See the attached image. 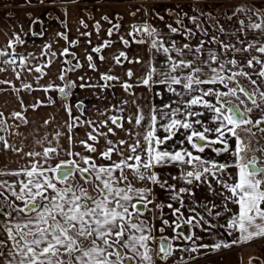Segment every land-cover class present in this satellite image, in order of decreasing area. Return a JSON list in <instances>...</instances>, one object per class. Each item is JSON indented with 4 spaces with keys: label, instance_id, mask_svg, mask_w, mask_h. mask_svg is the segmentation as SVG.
Segmentation results:
<instances>
[{
    "label": "snow or ice",
    "instance_id": "obj_1",
    "mask_svg": "<svg viewBox=\"0 0 264 264\" xmlns=\"http://www.w3.org/2000/svg\"><path fill=\"white\" fill-rule=\"evenodd\" d=\"M39 2L44 3V0ZM204 15L202 10L199 15L193 16L176 12V26L167 24L171 34L180 35L186 41L196 37L197 32L210 37L208 40L199 39L195 46L190 42L181 46L175 40L167 41L156 27L147 22L133 25L132 32L128 33L130 36L136 34L142 37L135 40L136 43L150 42L149 47L153 52L162 50L167 56V67L161 70L150 67L139 84L149 89L157 84L166 85L169 92L181 97L174 103L182 107L171 108V105H164L170 109L168 112L153 107L146 116L137 105L136 112L131 116L110 115L106 120L97 122L81 119L85 115L83 101L76 106L65 103L64 110L68 114V120L64 127L67 132L57 130L51 139L47 135L36 139L34 143L41 151L23 152L22 148L15 147L0 135V142L5 150L11 149L18 154L23 152V155L31 159L27 167L9 173L0 172V176L17 177L12 182L0 181V219L3 220L0 231L6 234V240H0V264H157V259L167 261L177 250L197 253L201 249L212 248L213 251H219L264 239V159L260 158L264 157V144L260 143L264 139V4L238 7L227 17L229 20L237 17L239 28L234 33L237 35L236 44L225 43L218 35H210L206 28L201 27L200 17ZM185 17L195 26L196 31L185 25ZM102 19L112 25L107 30L109 37L121 27L118 23L113 24L107 16ZM160 19L163 20L164 17L161 16ZM80 24L84 28L88 27L83 19ZM94 28L99 33V22ZM218 31L220 34L225 33L223 26ZM249 33H254L255 38L248 40ZM81 35L90 36L91 33L84 32ZM240 35L245 39H239ZM143 37H147V41ZM63 38L66 41L68 39L66 35ZM121 40L125 45L129 43L123 37ZM16 43L22 44L23 41L14 33L7 48L13 49ZM68 43L72 47L78 41ZM110 44L111 41L105 40L102 46L93 47L91 51L100 53L102 48L109 47ZM168 44L170 46H166ZM207 44H218L223 52L206 48ZM237 44L241 46L237 47ZM50 48V45H45V50ZM205 52L207 57L202 59ZM228 53H231V57ZM244 53L248 54L247 58L242 57ZM56 55V52H51V56ZM60 55H72L76 59L75 53H70L68 48L63 49ZM189 55L191 59L186 58ZM6 56L14 57V53L0 50V57ZM121 57L127 59L126 54L120 52L119 56L114 57L117 64ZM86 59L89 67L95 70L93 56L87 55ZM100 59L103 60L104 57L101 56ZM28 62L26 57L20 56L18 66L24 68ZM128 62L141 63V60ZM0 63L17 64V60L4 59ZM64 63L69 64L70 61ZM50 66L51 61L42 67L30 68L29 71L40 73L37 77L39 81L46 75L42 69ZM81 67L77 59L72 67L60 70L58 79L63 82L62 86L50 83L42 90L45 93L54 90L62 100L69 101L72 90L76 87L104 89L110 86L107 83L92 84L84 77H79L82 81L79 85L65 79L68 72ZM3 71L6 69L0 68V72ZM126 75L131 79L134 73L128 70ZM16 78H21L20 73L16 74ZM100 79L110 82L119 81L120 78L104 73L100 75ZM242 80L247 81L251 89ZM0 83L10 82L0 80ZM202 85L208 87H201ZM174 86H180L183 91H178ZM121 87L129 92L134 85L121 82ZM22 88L32 89V85L23 84ZM185 96L188 98L184 99ZM234 100L239 103H234ZM54 103L55 100L49 98V104ZM123 103L126 104L127 101ZM132 103L135 104L136 101L133 100ZM42 106L43 101L37 100L30 107L36 111ZM28 107L21 102L24 111ZM73 107L80 112L79 116L73 115ZM197 107L205 111H194ZM116 110L124 111L122 107ZM209 112L214 126H208L198 118ZM12 118L23 121L25 125L29 123L22 112H14ZM164 120L167 123H160ZM109 121L112 126H109ZM51 122L45 119L43 124L48 126ZM125 123L134 124L135 131L126 128ZM0 124L5 125L0 131H7L11 127L7 125L2 112ZM194 125H200L202 130L196 129ZM85 126L91 131L86 132L85 139L79 140L83 152H78L75 151V130ZM103 128H107V131H101ZM161 128L167 135L161 137L157 134ZM116 129L124 131L132 142L109 139L110 135H117ZM180 129L186 133L185 140L192 150L202 154L210 149L217 156L224 157V162L194 155L193 151L183 147L174 151L166 150L163 146ZM61 136H66L67 147L61 143ZM100 138L107 145L103 150L99 148ZM180 143L183 145L184 141ZM97 159L101 162H97ZM170 164L182 166L181 175L187 185L209 183L211 192V177L230 193L224 197V211L231 212V215L220 227L228 235L234 236L231 242L196 244L202 237L196 236L194 230L199 227L202 231H208L203 227L208 221L203 215L196 213L195 207L189 208L194 215L185 217L181 212L185 204L180 194L193 196L194 192L190 187L179 188L172 196L180 207L174 208L171 203L166 205L175 217L173 221L158 216L154 218H159L163 226L156 228L152 223L147 213L153 212L154 208L162 209L163 206L154 202L151 188H138L135 181H147L163 188L165 182L159 180L158 173L153 169ZM229 169L235 170L234 176L228 172ZM225 173L231 183L221 178ZM172 190L176 191L174 188ZM228 203L236 205L237 210L233 212L228 208ZM203 207L209 215H222L215 211L218 206L214 203L211 207L206 204ZM184 225L192 229L189 234L177 231ZM166 228L171 229L173 236L163 235ZM156 232L161 235L156 236ZM181 239L185 244L191 242L194 246L178 249L173 241ZM154 241L159 242L156 259L151 248Z\"/></svg>",
    "mask_w": 264,
    "mask_h": 264
},
{
    "label": "crops",
    "instance_id": "obj_2",
    "mask_svg": "<svg viewBox=\"0 0 264 264\" xmlns=\"http://www.w3.org/2000/svg\"><path fill=\"white\" fill-rule=\"evenodd\" d=\"M141 1L142 0H118L105 2L101 0H88L87 2L81 3H79V1L75 2L77 3V6L72 7L71 3H74L72 0H64L60 2H56L54 0L48 2L47 0H44V3H40L39 0H30V2H28V0H0V50L14 53V57H17V64L4 65V63H0V68L6 69V71L0 72V80L10 82L0 83V112L4 114L7 125L11 126L7 131H0V135L4 136L5 139L15 147L22 148L23 152L32 150L41 151L42 149L34 143L36 139H42L45 135L51 139L52 135L57 130L61 131L62 133L67 132L66 127H64L65 121L68 120V114L64 110L65 103H70L71 105L76 106L79 105L81 101H83L85 105V115L82 116L81 119H88L97 122L106 120L107 116L110 115H119L123 117L131 116L136 112L137 105L140 106L143 114L146 116L150 114V110L153 107L160 109L162 112L170 111V109L165 108L164 105H171V108L182 107V105L174 103V101H179L181 97L169 92L166 85L157 84L149 89L148 87L139 84L141 78L145 75L150 67H155L158 70L167 67L164 64H157L159 63L158 55L155 56V52L150 49L149 45L146 43L139 44L135 42V40L141 39L138 35H128L129 32H132L133 25L141 24L139 16L145 15L147 21L150 20L149 24H151V21L154 22L152 15L150 16L149 12L147 15L145 12L147 9L149 11V6H151L152 3L147 8L145 7L146 9H143V5L136 4L138 2L141 3ZM147 1L148 0L145 2ZM161 2H156L155 4L162 5L163 10L167 12L165 13L167 17H164L163 20L160 19V17H157V21L160 19L163 22H166V26L169 23L173 25V23L176 21V9L183 7L190 8L191 6H195L194 4H200V9L203 11H210L213 16L209 17L208 21L209 24L212 25H214V23H212L213 21L210 20L218 17V11H221L222 9H228V11H224L225 16L228 17L232 15V12L238 7H252L253 5L259 6L264 4V0H210L209 3L206 0H161ZM226 2L231 5L228 6V4H225ZM152 8L153 6L151 7V10ZM137 9H139V11H137ZM169 9H172L173 11H169ZM133 12H135V15H132ZM193 15L197 14L194 13ZM105 16L112 20L113 24L118 23L121 25L119 30H114L113 35L110 37L107 35V30L112 27V25L106 20L102 19V17ZM81 19H83L88 25L87 28L81 26ZM186 19L187 17H185V21ZM33 21L36 22L34 23ZM97 22L100 24L99 33H97V30L94 28V25ZM231 22L233 21L229 19H225L224 22V27H226V33L224 37L225 43L236 44L237 35H234V33H236V30L239 28L237 17H235V21L233 23ZM84 32H89L91 35H81V33ZM14 33L20 36L23 43H16L13 49H8V41L13 38ZM33 33H35V35ZM58 33L66 35L68 38L67 41L63 38V35H57ZM121 37L128 40L129 43L125 45L121 40ZM254 38V33H249L247 36L248 40H252ZM239 39L243 40L245 37L240 35ZM73 40L78 41V43L75 46L70 47L68 41ZM105 40L111 41L109 47L102 48L100 53L91 51L93 47L102 46ZM45 45H50V50H45ZM212 46L215 48L213 44ZM240 46L241 45L237 44V47ZM65 48H68L70 53H75L76 59H74L72 55L61 56L60 53ZM51 52H56L57 55L53 57L51 56ZM120 52H124L127 56V59L121 57L120 63L117 64L114 57L119 56ZM160 52L161 54H164L162 50ZM87 55L93 56V63L96 65L95 70L89 67V62L86 59ZM20 56L26 57L29 61L24 68L18 66ZM101 56L104 57L103 60L100 59ZM229 56L231 57V53ZM247 56V53L242 54V57L244 58H247ZM10 58L11 57L7 56L0 57V60ZM238 58L241 57L238 56ZM77 59L80 61L82 67L75 71L68 72L65 77L66 80L74 81L77 85H79L82 83L79 77H84L85 80L92 84L103 85L107 83L110 86L104 89H101L100 87H76L72 90V96L69 101L62 100L59 93L54 90L49 91L48 93H45L42 90L44 86H47L50 83H55L56 85L62 86L63 82L58 79L60 70L62 68L72 67V65L76 63ZM137 59L141 60V63L128 62L129 60L135 61ZM49 61H51V66L42 69L46 75L37 81V77L40 76V73L29 71V69L36 66L42 67L43 64ZM64 61H70V63L65 64ZM128 70H132L134 73L131 79H129L126 75ZM17 73H20V79L16 78ZM104 73L117 76L120 79L119 81L105 82L100 79V75ZM121 82H128L134 85V87L131 88L129 92H125V90L121 87ZM23 84H31L32 89H23ZM174 87H176L178 91H183L180 86ZM201 87L208 86L202 85ZM154 93H159V95H154ZM49 98L55 100V103L49 104ZM187 98V96L184 97V99ZM37 100L43 101L44 106L38 108L36 111H33L30 106ZM133 100L136 101L135 104L132 103ZM124 101H127V103H123ZM21 102L24 105L29 106L26 111L21 108ZM118 107H122L124 111H117L116 109ZM193 110L205 111L204 109L198 107L194 108ZM14 112H22V114L26 116L29 123L25 125L23 121L13 119L12 114ZM101 113H104V115H101ZM73 115H80V112L76 111L75 107H73ZM211 115L212 114L209 112L206 113L204 117L198 118L204 120L208 126H214L211 124ZM45 119L52 121L51 124L44 126L43 121ZM160 123H167V120L160 121ZM4 126V124H0V129H3ZM109 126H112L110 121ZM125 127L135 131L134 124L125 123ZM194 127L198 130H202L200 125H194ZM88 131H91V129L87 128L86 126L79 127L75 130L77 133L75 137L77 142L75 151L83 152L82 147L79 145V140L85 139L86 132ZM101 131L106 132L107 128H103ZM116 132V136L110 135L108 138L112 139L113 141L124 139L128 140L129 143L132 142V140H129V137L124 131L116 129ZM13 133H19V135H14ZM157 134L161 137L167 135L164 133L162 128L158 130ZM185 135L186 133L184 130L180 129L177 135L174 136L172 140L167 141L163 147L169 151L178 150L183 147L189 151H193L194 155H202L205 159H215L221 163L224 162V157L217 156L210 149H206L202 154L196 153L191 149V146L185 140ZM60 141L65 147H67L66 136H61ZM181 141H184L183 145H181ZM260 143L264 144V139H261ZM106 146L107 145L104 139L100 138L99 148L103 150ZM23 152L18 154L11 149L5 150L3 148V144L0 142V172L9 173L29 166L31 159L23 155ZM255 155L259 156L260 154L255 153ZM260 158L264 159V157ZM97 162L101 161L97 159ZM178 168H182V166L170 164L165 167H157L153 169V171L158 169L165 170V172L159 173L160 176L158 177L161 182H165V192H162L163 188L159 192L153 191L151 188L152 184L147 181H135L136 187L138 188H151L154 202L163 206L162 209L154 208L153 212L147 213L149 219L156 226V228H160L163 225L159 218L154 217L162 216L163 219H168L170 222L175 219V217L171 215V209L167 208V204H170L171 202L174 208L180 207L178 201L168 200L169 192H167L169 187L170 189L174 188L176 191L175 193L173 191L172 195H175L179 188L184 187L181 183V180L178 178L177 183H173L171 181V179L178 174L176 171ZM228 172H231L233 176L235 175L234 169H229ZM221 178L231 183V180H228L227 173L223 174ZM16 179L17 177L10 175L0 176V181L7 180L12 182ZM209 182L212 188L211 192H214L215 194L210 192L209 183H207L203 189L204 196L207 198L210 197L206 195L214 196L212 203L209 204L208 207H211V205L214 203L218 206L215 211L221 212L222 215L219 217H216L215 215H209L203 207L205 204L202 203L201 198L199 199L200 202H196L191 196V199L187 200L186 198L184 199V194H180L185 204V207L181 209V212L185 217L194 215V213L189 211V208L195 207L196 213L203 215L205 219L208 218L207 221H209V223L204 224L203 227H210L211 225L210 228L215 229V233L225 236L226 239L227 237H233L228 235L223 227H220V225H224L226 223L227 218L231 215V212L224 211V197L226 195H230V193H227L221 187V185L216 182L215 179L209 177ZM217 193L218 196H221L223 200H219L218 196H216ZM221 193H223V195H221ZM227 206L228 208L232 209L233 212L237 210V206L234 204L228 203ZM2 221L3 220L0 219V224H2ZM184 227H187L188 234L192 231L190 226L184 225L182 229H184ZM167 229L169 228H166L165 230L167 231ZM182 229H177V231H182ZM167 232L173 233L172 231ZM0 234L5 233L1 231ZM155 235L160 236L161 234L156 232ZM163 235L165 234L163 233ZM0 236L2 237V235ZM158 243V241L152 242L151 248H153V244H156L158 248ZM236 246L237 248H241L244 251V254H241V257L245 264H249L250 260L253 264H264V253L259 254L255 252L259 248L264 249V241L263 243L250 242Z\"/></svg>",
    "mask_w": 264,
    "mask_h": 264
},
{
    "label": "rangeland",
    "instance_id": "obj_3",
    "mask_svg": "<svg viewBox=\"0 0 264 264\" xmlns=\"http://www.w3.org/2000/svg\"><path fill=\"white\" fill-rule=\"evenodd\" d=\"M47 1L49 2V1H52V0H47ZM54 1L60 2V1H64V0H54ZM66 1H71V0H66ZM72 1L74 3H71L72 5L71 4H68V5H71L72 7H75V6H77V3H75V2L79 1V3H81V2H87L88 0L87 1L86 0H72ZM101 1L112 2V1H118V0H101ZM145 1L146 0H142L141 1L142 4L139 3V2L136 3V4L143 5L142 8L146 9L152 3L151 6H149V11L147 9V11L145 10V12H146L147 15H148V12L150 13V16L152 15L153 18L152 17L151 18L153 19L154 22L151 21L150 25L156 27L165 40H167V41L175 40L177 42V44L181 45V46H182L183 43L190 42L193 46H195L198 43L199 39H204V40H208L209 39V37L202 36L201 33H199V32H197V36L192 38L191 41H186L180 35L171 34L169 29H168V27L165 25L166 22H163L160 19H159V21H157L158 20L157 17H161V16L162 17H167L166 14H165L167 12L163 10L162 5L155 4L156 2L157 3L161 2V0H148L147 2H145ZM206 1L209 3L210 0H206ZM144 2H145V4H144ZM225 4H228V3L226 2ZM107 5H109V4H107ZM107 5H104V6H107ZM194 5L195 6H191L190 8H184L183 7V8H180V9H176L175 12H180L182 15L186 13L187 16H193L194 13L199 15L200 11L202 10V9H200L201 8L200 4H194ZM229 5H231V4H228V6ZM152 6H153V8L151 10ZM0 7H1V5H0ZM224 11H228V9H222L221 11H218V13H219L218 17L213 18L212 20H210V21H213L212 23H214V25L209 24V21H208L209 19L208 18L213 16L210 13L209 10L208 11H203L205 13V15L200 17V19L202 21L201 27L206 28L208 30V32L210 33V35L213 34V32H214V34L219 36L220 40H223L225 42V38L224 37H225V33L226 32L224 34H220L219 31H218L220 26L224 27L225 19H228L227 16H225ZM139 19L141 21V24H143L145 22H147L149 24V22H150V20L147 21V18H145V15L139 16ZM217 20L219 21V24H217ZM204 21H205V23H204ZM231 21L234 22L235 21V17H233V19ZM233 22H231V23H233ZM141 24H139V25H141ZM185 25L187 27H189V28H192L194 31H196L195 26L191 22H189L187 19L185 21ZM175 26H176V24L174 22L173 23V27H175ZM224 29H226V27H224ZM135 36H136V34H135ZM139 37L142 38L141 36H139ZM143 38L146 41L148 39L147 37H143ZM149 43L150 42H146L147 45H149ZM213 45L215 46V49H217V51L223 52L222 49H219V45L218 44H213ZM166 46H170V44H168ZM206 48H214V47L212 46V44L211 45L207 44ZM159 52L160 51H156L155 52V56L158 55V60H159V63H157L158 61L156 63L159 64V65L160 64H164V65L167 66V56L165 54H161V52L160 53ZM170 54L171 55H175L174 53H170ZM229 54L230 53H228L227 55L229 56ZM162 56H163V58H162ZM206 57H207V52H205L201 56L202 59H206ZM186 58L191 59L192 57H191V55H189ZM154 61H155V59H154ZM245 62H246V59H245ZM253 78H255V77H253ZM234 103H239V101L234 100ZM186 170H188V169H186ZM176 171H177L178 174L175 175V179L174 178L171 179V181L173 183L174 182L177 183L178 179H179V180H181V183L184 186L183 188H189L190 187L192 189V191L194 192V195L191 196V197H193V199L196 202L199 201V199L201 198L203 204L209 205V204L212 203V199H213L214 196L206 195V196L210 197V198H207L203 194V192H204L203 189L205 188L207 183H204V184L196 183V184L191 185V186L187 185L184 182V179L182 178V176H180L181 173H182V168H178ZM155 172L158 173V177H159L160 176L159 173L165 172V170L158 169V170H155ZM151 188L153 189V191H158V192L162 189L159 184L151 185ZM162 192H165L164 191V187H163ZM167 192H169L168 193V200L172 201L173 200L172 199L173 190L170 189V187H169L167 189ZM211 193H213V192H211ZM216 196H218V193L216 194ZM191 197L189 195H187V194H184V199L186 198L187 200H189V199H191ZM218 198H219V200H223L221 196L220 197L218 196ZM1 223H3V221ZM208 223H209V221H208ZM204 228H207L208 231H202L201 228H199V227H197L194 230L196 236L202 237V240L196 241V244L203 243V244H206V245H212V244H215V243H218V242H231V240L234 239V236L230 237V238L227 237V239H226L225 236H223V235H221L219 233H215L216 232L215 229H212V228H210L208 226H205ZM167 231H171V229H167ZM167 231L165 230V232H164V234L166 236H169V237L173 236V233H170V232H167ZM0 233H1V231H0ZM0 235H2V237L0 236V240H6V234H0ZM263 241H264V239H256V240H253L251 242H253V243H263ZM173 243L178 249L182 248V247L186 248V247L194 246V245L191 244V242L185 244L182 239L173 241ZM152 247H153L152 248V250H153L152 254H153L154 259H156L157 245L153 244ZM243 252L244 251L241 248H237L236 245H234V246H232L230 248H227V249L222 248L219 251H213L212 248L201 249L197 253L181 252V251L177 250L175 252V254L172 257H170L167 261H160V260L157 259V264H245V262L242 260V257H241V254H244ZM255 252L259 253V254H262V253H264V249H260L259 248ZM263 263H264V260H263ZM251 264H253V263H251Z\"/></svg>",
    "mask_w": 264,
    "mask_h": 264
},
{
    "label": "flooded vegetation",
    "instance_id": "obj_4",
    "mask_svg": "<svg viewBox=\"0 0 264 264\" xmlns=\"http://www.w3.org/2000/svg\"><path fill=\"white\" fill-rule=\"evenodd\" d=\"M246 82H247V81H243L242 83H244L246 87H248L249 89H251V85L248 84V83H246ZM248 106H251V105L249 104Z\"/></svg>",
    "mask_w": 264,
    "mask_h": 264
},
{
    "label": "water",
    "instance_id": "obj_5",
    "mask_svg": "<svg viewBox=\"0 0 264 264\" xmlns=\"http://www.w3.org/2000/svg\"><path fill=\"white\" fill-rule=\"evenodd\" d=\"M182 231H183L185 234H188L187 227H184V229H182Z\"/></svg>",
    "mask_w": 264,
    "mask_h": 264
},
{
    "label": "built area",
    "instance_id": "obj_6",
    "mask_svg": "<svg viewBox=\"0 0 264 264\" xmlns=\"http://www.w3.org/2000/svg\"><path fill=\"white\" fill-rule=\"evenodd\" d=\"M13 58H15L16 59V57H13ZM5 65H7V64H5ZM191 170V169H190Z\"/></svg>",
    "mask_w": 264,
    "mask_h": 264
}]
</instances>
